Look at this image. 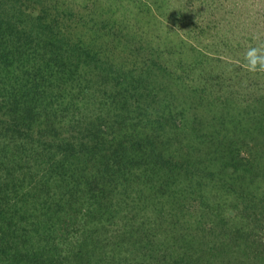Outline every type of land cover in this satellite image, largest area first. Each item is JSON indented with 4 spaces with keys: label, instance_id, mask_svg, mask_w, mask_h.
Wrapping results in <instances>:
<instances>
[{
    "label": "trees",
    "instance_id": "trees-1",
    "mask_svg": "<svg viewBox=\"0 0 264 264\" xmlns=\"http://www.w3.org/2000/svg\"><path fill=\"white\" fill-rule=\"evenodd\" d=\"M40 1L0 0V264H264V102L220 115L163 74L150 127L104 124L118 89L91 83L94 50Z\"/></svg>",
    "mask_w": 264,
    "mask_h": 264
},
{
    "label": "rangeland",
    "instance_id": "rangeland-1",
    "mask_svg": "<svg viewBox=\"0 0 264 264\" xmlns=\"http://www.w3.org/2000/svg\"><path fill=\"white\" fill-rule=\"evenodd\" d=\"M36 7L44 21L89 43L97 58L88 68L102 84L91 83L102 87L100 92L106 85L118 89L111 97L117 105L104 124L123 112L133 118L130 124L150 127L159 105L154 96L168 83L163 74L173 75L180 88L187 84L205 91L220 115L223 109L249 114L251 104L264 102V68L245 59L249 48L264 53V0H41ZM86 80L77 75L66 85L75 102L82 101L76 93ZM125 95L130 102L124 105ZM139 102L147 106L140 113L135 111ZM88 124L96 129L98 123ZM110 188L117 192L108 204L124 208L123 185L115 181ZM112 215L107 226L122 230L120 216Z\"/></svg>",
    "mask_w": 264,
    "mask_h": 264
},
{
    "label": "clouds",
    "instance_id": "clouds-1",
    "mask_svg": "<svg viewBox=\"0 0 264 264\" xmlns=\"http://www.w3.org/2000/svg\"><path fill=\"white\" fill-rule=\"evenodd\" d=\"M245 59L253 67L264 68V53L259 48H249L245 53Z\"/></svg>",
    "mask_w": 264,
    "mask_h": 264
}]
</instances>
